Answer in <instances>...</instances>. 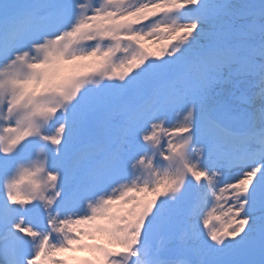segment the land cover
Wrapping results in <instances>:
<instances>
[{"label": "snow or ice", "instance_id": "snow-or-ice-1", "mask_svg": "<svg viewBox=\"0 0 264 264\" xmlns=\"http://www.w3.org/2000/svg\"><path fill=\"white\" fill-rule=\"evenodd\" d=\"M0 264H264V0H0Z\"/></svg>", "mask_w": 264, "mask_h": 264}, {"label": "rangeland", "instance_id": "rangeland-1", "mask_svg": "<svg viewBox=\"0 0 264 264\" xmlns=\"http://www.w3.org/2000/svg\"><path fill=\"white\" fill-rule=\"evenodd\" d=\"M76 255L84 256V255H86V253H76Z\"/></svg>", "mask_w": 264, "mask_h": 264}]
</instances>
